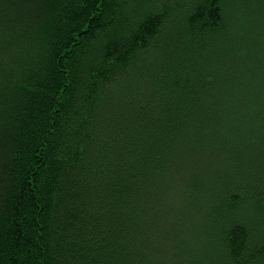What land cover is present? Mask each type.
<instances>
[{
  "label": "trees",
  "instance_id": "trees-1",
  "mask_svg": "<svg viewBox=\"0 0 264 264\" xmlns=\"http://www.w3.org/2000/svg\"><path fill=\"white\" fill-rule=\"evenodd\" d=\"M0 264H264V0H0Z\"/></svg>",
  "mask_w": 264,
  "mask_h": 264
},
{
  "label": "rangeland",
  "instance_id": "rangeland-1",
  "mask_svg": "<svg viewBox=\"0 0 264 264\" xmlns=\"http://www.w3.org/2000/svg\"><path fill=\"white\" fill-rule=\"evenodd\" d=\"M215 182H205L203 185L205 187L211 188H221L223 189V184H214ZM183 186L185 187L184 184H179L178 187L179 189H183ZM215 189L213 188L212 194H214ZM209 191H205L203 196L200 197L198 200H195L193 202L187 203L185 201L179 200H166L163 204H161V210H163L164 214L166 215H174L179 213L181 210H183L186 213H192V214H198L197 212L200 213H211V206L209 205L210 203L207 201V198L209 196ZM159 207V205H158ZM217 213V209L215 210Z\"/></svg>",
  "mask_w": 264,
  "mask_h": 264
}]
</instances>
